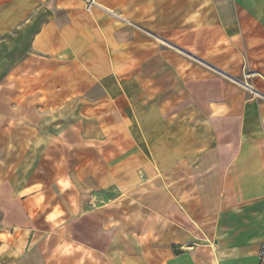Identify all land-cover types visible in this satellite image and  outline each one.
Wrapping results in <instances>:
<instances>
[{"label": "crops", "instance_id": "0c3cea01", "mask_svg": "<svg viewBox=\"0 0 264 264\" xmlns=\"http://www.w3.org/2000/svg\"><path fill=\"white\" fill-rule=\"evenodd\" d=\"M264 0H0V264H264Z\"/></svg>", "mask_w": 264, "mask_h": 264}, {"label": "built area", "instance_id": "2783aa9c", "mask_svg": "<svg viewBox=\"0 0 264 264\" xmlns=\"http://www.w3.org/2000/svg\"><path fill=\"white\" fill-rule=\"evenodd\" d=\"M259 257L261 260H264V248L261 249V251L259 253Z\"/></svg>", "mask_w": 264, "mask_h": 264}]
</instances>
